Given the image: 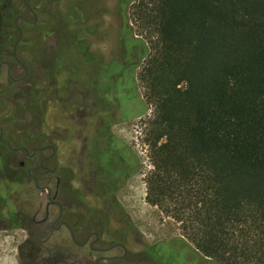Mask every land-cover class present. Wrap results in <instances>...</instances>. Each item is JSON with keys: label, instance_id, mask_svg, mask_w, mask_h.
<instances>
[{"label": "trees", "instance_id": "1", "mask_svg": "<svg viewBox=\"0 0 264 264\" xmlns=\"http://www.w3.org/2000/svg\"><path fill=\"white\" fill-rule=\"evenodd\" d=\"M52 1L39 9L44 17ZM133 3L134 14L156 34L154 50L164 47L157 63L165 83L154 78L150 85L156 108L146 129L154 167L147 202L173 201L204 258L264 262V0H119L124 36L133 31ZM22 8V0H0V24L11 25L13 34ZM27 28L44 33L40 22ZM73 39L80 48L81 37ZM11 40L14 45L16 37ZM133 40L143 58L146 42ZM118 82L124 90L134 84L127 76ZM109 128L108 149L118 141ZM113 150L95 162L102 174L115 172L111 162L121 155Z\"/></svg>", "mask_w": 264, "mask_h": 264}, {"label": "rangeland", "instance_id": "2", "mask_svg": "<svg viewBox=\"0 0 264 264\" xmlns=\"http://www.w3.org/2000/svg\"><path fill=\"white\" fill-rule=\"evenodd\" d=\"M19 1L12 0L14 4ZM139 1L136 0V5ZM29 4L35 11L46 6L43 0H31ZM118 4L119 0L52 1L48 5L52 17L40 14L44 33L39 28L28 32L26 44L18 51L20 60L28 65L27 79L13 85L7 94L1 90L0 99L11 104L15 115L13 131L19 138L23 134L27 136L29 151L43 145L54 146L58 164L83 179L84 185L93 188L94 178L102 173L95 167L102 151L114 149L115 154L121 155L111 162L115 172L123 174L122 187L117 193L121 211L112 209L109 197L107 207L95 197L88 198L90 204L107 212L111 224L99 229L105 242L109 239V229L123 228V239L136 255L142 252V245L162 248V244H168L165 249L178 245L186 250L188 262L179 255L169 264H196L194 255L205 258L188 239L185 228L188 224L177 218L174 202L169 200L158 207L146 200L147 177L154 170L146 140L147 124L156 108L150 85L155 83L154 78H159L160 86L165 83L157 63L164 47L160 43L157 51L154 50L150 39L156 40V34L134 14V3L129 8L133 31L128 33L132 36L128 33L124 36ZM74 7L83 8L84 16L78 23L69 19L62 22ZM27 17L34 20L30 12ZM5 32L8 28L0 24V36L4 37ZM75 34L81 37L80 48L74 44ZM133 38L146 42L149 51L143 58L141 47ZM3 40L0 37V54L5 58L8 46ZM150 61L153 63L151 76L147 73ZM13 75H24L20 65L13 66ZM126 76L134 82L126 86L130 87L129 92L118 85L119 78ZM127 93L129 97L124 99ZM108 126L120 141H114L110 149L105 137ZM50 152L38 155L29 167ZM4 212L0 210V264H23L21 247L26 234L20 229L4 228L9 222L4 220L8 209ZM166 251L160 253L155 263L165 264L162 260ZM135 258L144 262L138 256Z\"/></svg>", "mask_w": 264, "mask_h": 264}, {"label": "flooded vegetation", "instance_id": "3", "mask_svg": "<svg viewBox=\"0 0 264 264\" xmlns=\"http://www.w3.org/2000/svg\"><path fill=\"white\" fill-rule=\"evenodd\" d=\"M22 1L25 8L15 20V33L9 25L5 36H0L8 46L5 58L0 54V91H5V94L11 91L13 85L27 79L28 66L20 60L18 51L24 47L27 27L40 22V12L30 6L31 0ZM28 12L34 20L27 17ZM46 15L52 17L49 12ZM82 16L84 9L74 7L63 18L78 23ZM13 35L16 37L14 45L11 40ZM16 64L24 70L22 77L13 75ZM6 101L0 99V210L4 212L8 209L4 220L9 222L4 228L20 229L26 234L21 247L23 264H157L155 261L163 250H167L162 260L165 264L179 255L187 261L186 250L178 245H169L168 249H165L168 244H162V248L142 245V252L134 254L123 239V228L109 229V239L105 242L99 229L111 224L107 212L98 205L90 204L88 198L95 197L107 207L109 197L112 209L119 213L121 207L117 202V193L122 187L123 174H98L91 188L84 185V180L78 175L58 164L54 146L43 145L29 151L27 136L23 134L19 138L13 131L15 115L11 104ZM49 150V155L29 167L38 155ZM34 151L38 152L29 157ZM17 155L22 158L19 160ZM29 196L32 197L30 202ZM92 254L95 259H92ZM194 256L196 264H216L207 258Z\"/></svg>", "mask_w": 264, "mask_h": 264}, {"label": "water", "instance_id": "4", "mask_svg": "<svg viewBox=\"0 0 264 264\" xmlns=\"http://www.w3.org/2000/svg\"><path fill=\"white\" fill-rule=\"evenodd\" d=\"M36 152H38V151H34L31 155H29V157H31L34 153H36Z\"/></svg>", "mask_w": 264, "mask_h": 264}]
</instances>
